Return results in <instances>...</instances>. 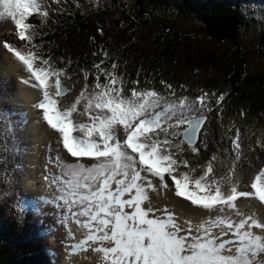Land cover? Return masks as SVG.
<instances>
[{"label":"snow or ice","instance_id":"1","mask_svg":"<svg viewBox=\"0 0 264 264\" xmlns=\"http://www.w3.org/2000/svg\"><path fill=\"white\" fill-rule=\"evenodd\" d=\"M0 5V19L10 18L14 34L23 42L20 46L4 42L3 47L28 73L22 82L41 91L42 98L33 107L42 109V119L59 133L63 149L76 158L69 161L57 154L54 160L59 174L51 178L62 193L58 200L63 204L58 206L87 230L83 240L71 245L73 254L91 247L92 242L99 243L93 251L102 253L104 264H264V221L244 216L236 203L241 197H253L264 204V166L252 178V190H240L241 181L235 176L236 162L243 155L239 129L233 138L234 160L226 175L212 176L215 156L200 175L180 156L185 144L193 153L200 150L197 140L207 120L205 112L211 111L207 92L196 98L169 99L154 89L133 88L126 95L122 77L105 72L97 64L108 82L102 84L97 74L92 90L86 84L65 107L60 98L69 89L63 79L71 77L66 69L55 65L51 56L45 58L38 51L43 42H35L40 35L38 24L30 22L33 15L40 18V23L46 22L48 0H0ZM84 78L87 80V73ZM118 82L121 86L114 87ZM53 88L54 94L49 91ZM170 95L175 97V92ZM223 100L224 95H220L218 102ZM82 102L81 115H88L89 120L75 122L73 114ZM6 119L8 131L15 135L10 118L0 112V123ZM22 123H27L26 114ZM182 125L186 127L179 131ZM118 126H122V135L117 134ZM84 158L93 162L85 163ZM181 165L188 170L178 172ZM173 184L177 197L210 215L199 224L185 221L187 227L182 228L175 213L166 207L155 208L150 193L159 195L161 189ZM229 210L243 218L236 221ZM213 212L215 215H211ZM229 234L232 238L223 239Z\"/></svg>","mask_w":264,"mask_h":264},{"label":"rangeland","instance_id":"2","mask_svg":"<svg viewBox=\"0 0 264 264\" xmlns=\"http://www.w3.org/2000/svg\"><path fill=\"white\" fill-rule=\"evenodd\" d=\"M65 1L48 0L49 16L46 22L37 29L39 33L41 32L40 34H47L51 32L50 30L53 33L57 32L60 40L56 52L60 53L59 56H63V66L69 67L70 65L71 67V64L76 63L72 71H78L74 72L77 78L74 81L69 80L68 83L66 79L63 81L69 89V92L60 98L63 106L67 107L74 102L86 84L89 86L88 90L91 91L97 74L100 75L102 84L108 82L105 73L95 67L97 64L105 72H114L118 77H122L123 92L126 95H130L133 88L137 90L154 89L169 99L181 96L196 98L207 92L211 111L205 112L208 120L199 136L198 147L210 153L211 158L206 160L207 164L212 161V157H216L215 161H212L214 168L212 176L226 175L234 160L233 138L236 136V130L239 129L243 155L241 160L236 162L235 176L241 181L240 190L251 191L252 178L264 166V125L256 126L253 121L255 118H252L254 116L247 115L246 117L245 112L239 110L237 105V109L234 104L228 105L226 102L231 97V89L225 84L220 85L216 82L219 76L223 77L224 71H228L225 66L231 67L239 57L245 62V74L264 73V27L261 28L263 35H255L254 31L243 33L239 38L240 45L236 46L232 43L213 42L205 36L206 31L197 25L185 28V25L178 23L174 27L180 31L183 38L180 42L178 40L175 42L177 54L168 55L161 49L165 48L167 43L154 46L152 36L140 39L146 36L147 32L139 37V41L129 42L126 25L123 24L120 30L111 25L105 15L99 14L102 10L98 3L94 4L97 12L90 16L88 21L67 20V18L72 19L73 4L68 9ZM94 7L88 4L86 8L77 6L75 10L82 13L81 10L88 9L87 12L90 13ZM66 9L68 12L64 14L63 11ZM0 11H3L2 5H0ZM120 14L115 12L114 16ZM256 28L254 30H257ZM4 42L14 43L17 46L23 43L14 34V22L8 17L0 19V112L6 118H10L11 125L15 126V135L6 127L8 119L0 123V216H3L2 223L4 221L2 229L12 232L18 229V232L26 233L29 236L27 240L35 242L36 246L41 249L40 254L49 256L47 264L49 262L61 264L63 257L60 250L63 249L66 239H62L59 228L60 225L63 227L69 223L67 219L61 222L63 219L61 212L67 215V212L58 206L63 204V201L58 200L62 193L56 196L58 204L56 209L50 212L27 197L22 190L25 174L30 169L26 161L29 152L28 145L23 138V120L11 102V95L19 80L15 76L8 77L7 60H14L21 66L22 64L3 47ZM47 49L51 51L50 48ZM40 53L43 52L40 51ZM212 55H216V58L220 60L224 59L226 65L217 60L212 61ZM113 64L116 65L115 69L112 68ZM85 73L88 74L87 80L84 78ZM169 84L172 85L171 89L167 88ZM120 86L119 82L114 85V87ZM221 86L223 87L220 88ZM49 91L54 94V88ZM171 92H175V97L170 95ZM220 95H224V100L218 102ZM83 107V102L77 106L78 110L73 114L75 122H88V115H81ZM40 111L42 112V109ZM185 127L186 125H182L178 130L182 131ZM117 134L122 135V126H118ZM57 138L60 140L59 133H57ZM258 139L260 144H257ZM59 144L62 146L61 143ZM255 146L260 149L255 151ZM172 151L176 150L173 148ZM201 151L199 150L198 153L188 151V168H195L196 175L202 174L206 168V166H201L205 157ZM67 155L72 161L76 159L68 153ZM192 156L200 159L201 163L196 162ZM187 170L183 166L178 168V172ZM52 171L59 174L57 166H54ZM250 198L256 200L253 197ZM69 236L68 238H71L72 234ZM51 241H54V247L50 246Z\"/></svg>","mask_w":264,"mask_h":264},{"label":"trees","instance_id":"3","mask_svg":"<svg viewBox=\"0 0 264 264\" xmlns=\"http://www.w3.org/2000/svg\"><path fill=\"white\" fill-rule=\"evenodd\" d=\"M67 1H65V5L68 9L73 4V9H71L73 12L71 13L72 19L65 17L67 20L72 22L88 21L89 17L97 12L94 4L98 3L102 10L100 12L98 11L99 14L102 16L105 15L111 25L116 26L119 30L123 24L126 25L129 42H136L137 40L139 41L140 39H146L152 36L154 46L167 43L165 48L161 49L168 55L172 53L177 54L175 42L176 40L180 42L183 38L180 31L174 27L178 23L185 25V28L191 25H197L206 31L204 32L206 34L205 36H208L213 42L232 43L236 46L240 45L238 43L240 36L247 31H254L253 33L255 35H263L261 28L264 27V0ZM88 4L94 7L90 13L87 12L88 9L81 10L82 13L75 10L77 6L86 8ZM68 9L66 11L64 10L63 13H67ZM115 12L121 14L114 16ZM30 22L38 24V27L43 25V23H40V18L37 15H33ZM255 27H257L256 29L259 33L257 30H254ZM50 31L47 34L42 33L37 36L35 42H43V47L38 49V51H42L45 58L48 55L51 56L57 67L67 70V74L71 77L70 79H66L67 83L69 80L74 81L77 78L74 72L78 71H72V69L76 67V63L71 64V67L70 65L69 67L63 66V56H59L60 53L56 52L60 38L56 34L57 32L54 31L53 33L52 30ZM146 32V36H142L139 39ZM47 48H50L51 51ZM214 60L226 65L224 64L225 60L216 58V55H212V61ZM225 68H228V71H224L223 77L219 76L218 82L216 83L220 85L225 84L226 87L231 89V97L230 99L228 98V102L226 103L228 105H237L239 110L245 112L246 117L247 115L254 116L252 118H255L253 121L256 126L264 125V73L260 75L245 74V62L241 57L231 67L225 66ZM237 106L235 109H237ZM183 147L185 151L180 156L182 159H186L185 157H188V153L186 156H184V153L188 152V146L185 144ZM255 149L257 151L260 147L255 146ZM202 155L205 156L202 163L201 161L199 162L200 159H197V157H192L196 162L201 163L202 167H205L207 166L206 160L210 159L211 156L205 149H203ZM215 174L218 175L217 173ZM2 217L0 216L1 264H47L49 256H42L39 252L41 249L36 246L35 242L27 240L29 236L26 233H20L18 229L16 232H12L11 230L4 231L2 229L4 224V221L2 223ZM48 264H51V262Z\"/></svg>","mask_w":264,"mask_h":264},{"label":"bare ground","instance_id":"4","mask_svg":"<svg viewBox=\"0 0 264 264\" xmlns=\"http://www.w3.org/2000/svg\"><path fill=\"white\" fill-rule=\"evenodd\" d=\"M7 60V56H6ZM8 65V77H18L19 82L15 90L11 95V102L13 103V108L16 112L20 113L22 120L26 119L27 123H23L24 142L26 141L28 145L27 155V165L30 167L25 174L24 184L22 185V190L24 194L31 200L35 201L37 204L44 206L50 212L56 209L57 199L56 196L60 194L56 184L52 183L53 168L56 166L55 156L57 154L62 155L65 159L72 161L68 157L67 152L58 143L57 133L51 129L47 123L42 119V112L39 108L33 107L42 98V93L37 88H32L30 84H24L23 79L28 78V73L24 68L14 60H7ZM87 158L83 159V162L90 163ZM166 180L170 181V177L166 174ZM153 206L155 208L163 209L167 208L169 211L175 213L178 218L177 223L181 225L182 228H186L187 225L185 221H192L193 224H199L204 218H206L210 213L207 210L201 209L198 206H194L190 201L185 200L182 197H177L174 192V184L171 188L165 190L161 189L160 194L150 193ZM237 206L240 212L247 215H253L256 218L264 221V204H261L258 200L250 197H241L237 200ZM73 211H76L74 208ZM64 212H67L64 209ZM62 213L61 218L68 216L67 220L69 223L67 226L63 227L60 225V234L64 240L65 245L60 252L62 253L63 259L61 264H101L104 263L102 259V253H97L93 249L99 246V243L93 244L89 242L91 247L86 250L77 249L75 254H73V249L71 245L79 243V241L85 238L86 229L80 228L79 225L69 216L67 213ZM156 215H164L162 212L155 213ZM228 214L233 217L236 221L242 219V216H236L234 210H229ZM151 215V214H150ZM215 215V212L211 213ZM81 220L86 219L85 217H80ZM60 222V221H59ZM56 224V223H55ZM214 231L219 232L220 229H215ZM255 232H259L258 229H253ZM72 234L71 238L68 236ZM182 235L185 233H181ZM195 234V232H193ZM70 237V236H69ZM228 236L223 237V239L230 238ZM105 246H109L108 242H104ZM51 247H54V241H51Z\"/></svg>","mask_w":264,"mask_h":264},{"label":"water","instance_id":"5","mask_svg":"<svg viewBox=\"0 0 264 264\" xmlns=\"http://www.w3.org/2000/svg\"><path fill=\"white\" fill-rule=\"evenodd\" d=\"M207 120H208V117H207ZM207 120H206L205 123L203 124L202 129H201V132H202L203 127H204V125L206 124ZM201 132H200L199 136H201ZM198 140H199V137H198ZM198 140H197V146H198V144H199V143H198Z\"/></svg>","mask_w":264,"mask_h":264},{"label":"flooded vegetation","instance_id":"6","mask_svg":"<svg viewBox=\"0 0 264 264\" xmlns=\"http://www.w3.org/2000/svg\"><path fill=\"white\" fill-rule=\"evenodd\" d=\"M200 150H202L201 153H203V149H200ZM188 151L190 152V149H188ZM187 153H188V152L184 153V156H186ZM185 158H186L185 160L188 159V157H185ZM183 167H184V166H183ZM184 168H185V167H184Z\"/></svg>","mask_w":264,"mask_h":264}]
</instances>
